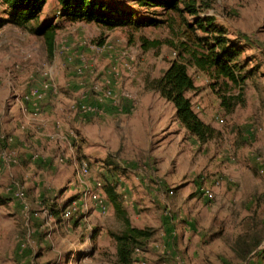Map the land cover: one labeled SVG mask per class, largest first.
Masks as SVG:
<instances>
[{"label": "rangeland", "instance_id": "374dc122", "mask_svg": "<svg viewBox=\"0 0 264 264\" xmlns=\"http://www.w3.org/2000/svg\"><path fill=\"white\" fill-rule=\"evenodd\" d=\"M116 1L124 2L136 9L130 0ZM185 7L190 20L215 17L216 23L223 25L232 39L241 40L245 55L254 57L251 66H258L259 73L264 72V0H190L185 3ZM136 11L139 20L149 17L142 10ZM8 18L0 4V133L14 134L23 140L14 141L9 146L0 141V150L7 146L18 156L17 164L5 169L0 177V264L112 262L114 244L107 235V229H113L114 222L112 209L103 192L106 183L115 185L120 201L129 215L133 214L131 207H136V212L142 218L133 220L135 226L147 221L154 223V217L159 212L162 217L168 219L165 216V211H168L177 215L173 217L174 224H184L183 226L188 228L195 222L197 211V220L201 223L207 219V226L202 227L204 233L193 234L192 238L213 249L217 255L220 251L226 254L222 242L237 241L236 247L240 250L241 241L245 239L252 245V249L241 263L233 264H264V77L258 80L261 91L249 85L246 106L238 108L226 118L220 112L204 74L195 68H188L198 87L196 93H188L193 110L198 111L199 115L208 108L213 115L211 121L217 122V127L222 129L218 141L202 149L200 161L195 158L194 163L199 166L204 165L205 161L213 165L223 160L229 164L224 167L228 174L216 173L213 176L208 175L211 172L199 166L201 173L195 181L192 180V172L188 171V164H185L186 156H177L172 162L169 157L167 163L164 154H159L158 159L152 158L158 139L154 134L155 125L151 122H156V128H159L163 123L162 114L171 116L172 106L157 92L146 90L145 83L147 78L159 77L167 68L169 61L175 58V54L165 46L161 47L158 53L143 52L138 37L162 39L166 36L163 29L144 27L138 32H133L131 37L128 34L130 29L127 27L107 30L94 23L73 22L60 15L55 0H47L41 13V25L49 22L58 25L54 40H65L68 52H84L83 49H76L77 46L85 48L79 45L84 40L95 46L114 43L119 51L128 49L137 57L135 70L130 75L124 71L121 64L119 65L125 79L122 87L135 92L138 99L139 107L136 111L131 115L92 117L87 123H81L76 114L67 110L70 113L68 124L61 128L65 139L56 141L41 137L38 127H34L38 134L37 139L30 135L34 130L29 125L24 129L20 128V124L23 123V120L20 121L22 118L20 103L12 97L13 92L8 87L10 77L16 82L18 93L22 94L26 89V82L31 80L40 82L39 71L49 65L51 55L47 52L43 38L29 30L34 26L32 22L27 24L28 28H23L15 23L6 22ZM78 23H83L85 27H80ZM97 59L98 55L96 63ZM98 61L102 66L107 63L103 58H99ZM69 65L67 69L64 66L59 67L56 74L58 81L68 80L69 77L66 76L71 73L72 66L74 70L77 65L74 55ZM73 79H76L75 76ZM77 92L78 88L62 90L58 96L46 93L43 98L37 99L39 111H44L50 120L40 131L49 132L54 129L53 132L58 131L54 121L57 117L65 119L61 114H65L64 108L77 100L74 97ZM141 122L145 125H140ZM107 123L112 126V133ZM98 124H101V128H98ZM117 124H121V127L118 128ZM70 130L77 132L75 140L69 138ZM50 145L54 146V149H51ZM23 147L38 154L42 150L53 155L60 153L64 155L62 157L65 160L32 163L23 158ZM107 160L113 162L114 166H108L105 163ZM172 164L189 177L185 186H180L178 182L173 183L168 169ZM243 168L247 169L249 179L260 181L262 184L258 200L252 205L247 200L252 189L247 188L243 193L244 182L240 179ZM76 170L80 172L78 176ZM123 170L124 173L121 172ZM23 173H27L28 176H23ZM168 176L170 180L166 184L165 178ZM200 178L206 179V182H210L212 178H222L215 188L213 199L201 193ZM22 180H25V188H31L26 217L22 216L20 207L14 203L13 195L5 192L12 181ZM34 181H37L35 187L32 185ZM97 183H100L97 191L102 201L94 203L91 197L83 200L82 191L85 188L94 190ZM178 189L180 198H187L193 205V210L182 209L185 200H182L178 207L174 206L177 197L174 193ZM71 198H75L72 203ZM66 205L65 210L71 213L69 221L61 217L59 223H56L53 217L51 221L47 219L46 210L50 212L54 208L59 212ZM215 207H218L217 211ZM58 212L53 211L56 215ZM39 213L46 218L39 226L42 230L36 232L31 229L28 235L21 227L20 217L29 219ZM213 213L214 224L211 226ZM250 221L252 226L249 225ZM31 222L34 227L37 226L36 218ZM160 227L165 228L158 226L157 231ZM93 234H96L94 240L91 239ZM186 250L193 251L191 247H187ZM219 256L224 263L231 262L228 257ZM136 257L147 262L143 256Z\"/></svg>", "mask_w": 264, "mask_h": 264}, {"label": "trees", "instance_id": "16d2710c", "mask_svg": "<svg viewBox=\"0 0 264 264\" xmlns=\"http://www.w3.org/2000/svg\"><path fill=\"white\" fill-rule=\"evenodd\" d=\"M55 1L60 15L73 22L94 23L107 30L127 27L131 37L133 32L144 27L163 29L166 36L162 39L138 37L143 52L158 53L165 46L175 54V58L169 61L159 77L146 79L145 89L157 92L163 100L170 103L177 121L201 144L219 138L221 132L203 122L193 110L188 93H196L198 87L188 68H195L204 74L208 87L225 116L246 106L249 85L261 91L258 80L264 77V72L259 73L258 66H251L254 57L245 55L241 40L232 39L227 29L216 23L215 17L190 20L185 7V3L190 0H130L137 10L149 15L142 20L137 19L136 9L116 0ZM46 2L47 0H0L9 17L5 21L23 28H28L27 24L32 22L34 26L29 30L43 38L47 52L51 55L58 25L50 22L41 25V13ZM105 163L114 166L109 160ZM121 172L124 173V170ZM103 192L112 209L114 222L113 229H107V235L114 244L112 263L131 264L135 252H145L153 241L154 229L150 226L137 227L131 223L113 183H106ZM74 199L71 198V201ZM52 210L58 212L54 208ZM95 235H92V240ZM241 244V254L245 259L252 245L245 239Z\"/></svg>", "mask_w": 264, "mask_h": 264}, {"label": "built area", "instance_id": "2783aa9c", "mask_svg": "<svg viewBox=\"0 0 264 264\" xmlns=\"http://www.w3.org/2000/svg\"><path fill=\"white\" fill-rule=\"evenodd\" d=\"M78 25L80 27H85L83 23H78ZM79 45L87 48L89 53L77 52L75 54L77 59V65L74 69L75 80L68 79L58 81L57 79L56 74L59 71V67L63 64L62 56L69 50L66 41L61 39L54 40L50 63L39 71V76L41 77L40 82H36V80L26 82L25 91L22 94H19V88L16 82L10 77L8 87L13 92L12 97L19 101L21 114L26 121L20 125L21 128L29 125L32 127H38L40 130L44 129L48 120L45 118H37L34 120L31 116V120H29V114L31 111H35L33 115L38 113L39 108L37 106V99L43 98L46 93L58 96L62 90L70 91L78 88V92L74 95L77 100L68 105V111L76 114L81 123H87L92 117H105L112 114L131 115L139 107L135 92L131 91L129 88L126 89L122 87V83L125 79L119 68V65L121 64L128 75L133 73L136 67V54L128 49L119 51L114 43L95 46L94 44L82 40ZM98 54L105 55V60L107 62V65L101 74L96 67V56ZM54 125L58 131L55 132L56 135H52L49 139L63 141L65 135L59 133V131L62 130L61 122L55 121ZM69 138L75 140L77 138V132L70 130ZM22 140L21 137H16L14 134L0 133V141L6 143L7 146L11 145L14 141L21 142ZM7 146L0 150V177L5 169L11 168L18 162L15 152L7 148ZM62 155L63 154L60 155V153L57 154L53 159V162H62L65 160L63 158L64 155L63 157ZM76 172V175L78 176V174H80L79 170H76ZM221 181L222 178H212L210 182H206V179L200 178L199 184H201V193L207 198L213 199L215 188ZM99 186L100 183H97L94 190L85 188L81 193L82 199L86 200L88 197H91L94 200V203H100L102 197L99 196L97 191ZM5 192L13 195L14 203L20 207L22 216L26 217L28 195L25 185L11 183L6 188ZM73 201H75V199ZM73 201H71V203ZM66 207L64 206L61 208L57 215L53 213L52 209L50 212L46 210L45 215L49 221H51L53 217L56 223L60 222V217L63 220L69 221L71 219V213L70 211L65 210ZM165 216L173 221V217L177 215L165 211ZM164 230V228L160 227V230L157 231L160 237L164 236ZM152 245L154 249L157 250L158 256L163 264H166L168 253L165 248L166 246L157 241L153 242ZM136 253L141 252H135L131 264H147L144 259L137 258L135 256ZM104 264L114 263L110 262Z\"/></svg>", "mask_w": 264, "mask_h": 264}, {"label": "crops", "instance_id": "0c3cea01", "mask_svg": "<svg viewBox=\"0 0 264 264\" xmlns=\"http://www.w3.org/2000/svg\"><path fill=\"white\" fill-rule=\"evenodd\" d=\"M76 43H77V41H76ZM76 49H78V50L83 49L85 53H89V50L87 48L77 46ZM72 50H74V49H72ZM67 52L65 53V55L62 56V62H63L62 66L66 67V69L68 66H70L69 62L72 61L73 55L75 56V54H76V53H73L71 51H69L68 53ZM99 58H103L105 60V55L98 54V59ZM98 59H97L96 64H97L98 71H100V74H101V72L106 67L107 63H106V65L102 66V65H100V61H98ZM73 76H75V72H74L73 66H72L71 73L66 77H69L67 79H73ZM214 98H215V96H214ZM215 102H216L220 112L223 114L222 110L219 107V102L216 98H215ZM167 104H170V103L167 102ZM66 108H68V107L64 108L66 113L61 114V116L65 117V119L62 120L59 117H57V119H56V121L61 122L62 126L64 124H68V117H69L70 113L67 112L68 109H66ZM34 112L35 111H31V113H34ZM196 112L198 114V111H196ZM21 116H22V118L20 119V121L23 120V123H25L26 121L24 120L25 119L24 116L22 114H21ZM30 116L34 120L37 118H45V119L49 120L47 115L44 114V111L43 112L38 111V113L34 114V115L29 114V120H31ZM162 116H163V123L159 128H156V122H151V124L155 125V132L156 133H154V134H155L156 139H158V140H156V148L153 149L152 158L156 157L158 159L159 154H164V155H166L165 162L167 163V160L169 157H170V162H172V161H174V158H176L177 156H186L187 160H186L185 164H188V168H189L188 171L192 172V174H193L192 180H195V181L197 179V176L201 173L200 172L201 169H198L199 166H201V168H203L205 171L211 172V173H208V175H210V176L211 175L213 176L216 173L219 175L228 174L224 169V167H226V164H228V163L224 162L223 160H221V162L213 163V165L210 163H206L205 161H204V165L200 164L199 166H197L194 163L195 158H198L200 161L201 150L202 149L204 150V148L208 144H213V142L218 141L219 138L216 140L210 141L208 143L201 144L196 139L195 136L190 135L188 133V131L185 130L184 127L177 121V119L175 117V110H174L173 106H172L171 116H168L165 113L162 114ZM198 116H200L201 120L203 122H205L206 124L211 125L213 128H215L219 131L222 130L221 128L219 129L217 127V122L211 121V118L213 115L211 114V112L208 108L205 109L201 114L199 113ZM225 117L228 118L227 116H225ZM101 121H103V120H101ZM49 122H50V120H49ZM54 123H55V121H54ZM22 124H20V125H22ZM141 124L145 125L144 122H141L140 125ZM100 125L101 124H98V128H101ZM26 127L27 126H25L24 128H26ZM30 127L32 128V130H34L30 133V135L31 136L33 135L34 139H37L38 138L37 131L35 130L34 127H32V126H30ZM108 127L110 128V131H111L112 126L108 124ZM117 127L118 128L121 127V124H117ZM24 128H21V129H24ZM53 131L44 132V131H40V129H39V134L41 137L44 136L45 139H49V138H51L52 135H56V133ZM89 131L90 130H88V132ZM59 133L65 135L62 130H60ZM111 133H112V131H111ZM50 148L54 149V146L50 145ZM47 149L50 150L49 148H47ZM48 150H46V151H48ZM23 151H24L23 158L26 160L28 159V161H30L32 163H39V162L43 163L44 161H50V160H52V162H53V159L55 158V156L57 154H59V153L54 154V155L48 154V153H45L43 150L38 154L35 151L27 150L26 147H23ZM34 156H36V157H34ZM17 158H18V156H17ZM21 160H23V159L21 158ZM33 160H35V161H33ZM41 161H43V162H41ZM223 163L225 164V166ZM165 166H167V165H165ZM171 167H172V169H170ZM171 167L169 166L168 169L172 175L173 183L178 182L179 184H181L180 186H185L187 183L186 179L189 177L185 176L186 173L185 172L182 173V171H180L174 164H172ZM246 170L247 169L243 168L242 174H241L242 177L240 179H241V182L242 181L244 182V192L243 193L246 192L247 188L250 190L252 189L251 196H249L247 198V200L250 201V205H252L253 203H256L258 200V195L261 193L260 192V186H262V184L260 181H257V180L253 181V179H251V178L249 179ZM23 176H28V174L23 173ZM33 180H35V179H33ZM165 180H167V181H165V183L166 182L169 183L170 176L166 177ZM24 181L25 180L12 181V183L24 184ZM161 182H162V179H161ZM223 182H225V181H223ZM36 184H37V181H34V183H32V185L34 187ZM162 184H163V182H162ZM26 192H27V195H29V193L31 192V188L30 187L26 188ZM217 192H218V189H216V193ZM174 194L177 195V197L174 201V206L178 207L180 205V203L182 202V200H185L184 207H182V209L183 210H193V205L190 203V201L187 198H182V199L180 198V189H178ZM158 202H160V201H158ZM215 208H217L216 209V211H217L218 207H215ZM250 208H252V206ZM131 209L133 210V214L131 213L129 215V217H130L131 223L133 224L134 219L136 220L137 218L140 219L142 217H140V214L136 212V207H134V208L131 207ZM229 212H231V210ZM195 216H196L195 222L191 223L188 228L183 226L184 224H180V223L174 224L171 219H166V218L162 217L160 212L157 213V215H155L154 223L152 221H147V222L141 223V225L136 224V226L137 227L150 226L154 229L155 234H154L152 242L159 241L166 246L165 248L168 252L166 264H226L222 261V258L219 255H224V256L228 257L231 261L229 264L241 263V261L244 259V255L241 254L242 250H239L238 247H236L237 241H232V242L224 241V242H222V244L224 246L223 250L226 252V254H224L223 251H220V253H218V255H217L213 249H210L209 247L207 248L206 246L203 245V243L198 242V240L195 238H192L193 234L199 235L200 233H204V232H202L203 231L202 227L207 226V219L205 222L201 221V223L197 220V211L195 213ZM211 216L212 217L210 220V225L212 226L214 224L215 213H213ZM20 218L22 220L21 227L26 230L28 235L30 234L31 229L35 230L36 232H41L40 230H42V229L39 226L43 222H45V220H46L45 216L43 214H40V213L36 217H31L29 219L22 218V217H20ZM33 218L37 219V226L36 227H34L32 225L31 220ZM143 218L148 219L149 217H143ZM196 220H197V223H196ZM249 225L252 226L251 221H250ZM158 226L165 227L164 228L165 234L162 237H160L157 233ZM241 227H243L242 224H241ZM199 231H201V232H199ZM51 232H53V230ZM206 233H208V231H206ZM236 234H239V233H236ZM152 242L150 243V245L148 246V248L145 252L136 253L135 256H138V257L143 256L144 258H146L148 264H163L162 260L158 256L157 250L154 249ZM187 247H191L193 249V251L186 250ZM251 249H252V247H250V251H251ZM14 250H13V253H14Z\"/></svg>", "mask_w": 264, "mask_h": 264}]
</instances>
